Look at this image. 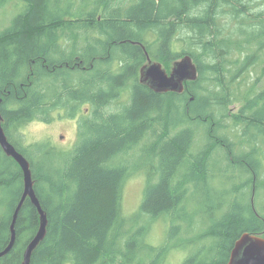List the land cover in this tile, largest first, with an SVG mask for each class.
Returning <instances> with one entry per match:
<instances>
[{
	"label": "trees",
	"instance_id": "1",
	"mask_svg": "<svg viewBox=\"0 0 264 264\" xmlns=\"http://www.w3.org/2000/svg\"><path fill=\"white\" fill-rule=\"evenodd\" d=\"M55 1L18 0L0 33L2 127L48 219L31 264H165L173 251L190 252L182 264H228L242 234L264 238V0ZM145 53L165 67L188 55L198 78L155 93L138 81ZM55 113L78 120L73 149L13 139ZM142 168L144 199L127 217L123 187ZM22 191L0 148V252ZM163 219L168 236L153 246ZM38 229L27 199L0 264H22Z\"/></svg>",
	"mask_w": 264,
	"mask_h": 264
},
{
	"label": "water",
	"instance_id": "2",
	"mask_svg": "<svg viewBox=\"0 0 264 264\" xmlns=\"http://www.w3.org/2000/svg\"><path fill=\"white\" fill-rule=\"evenodd\" d=\"M145 54L147 64L140 69L139 83L148 87L155 93L181 94L184 92L186 83L195 82L198 78L197 65L188 55L173 62L171 71L167 73L159 62L150 60L147 53ZM3 121L0 107V148L4 155L11 158L20 168L22 172L23 191L12 215L9 228V243L3 251L0 252V259L10 253L16 243L15 225L17 217L24 202L28 199L36 208L39 215V229L34 238L26 246L23 254L22 264H31L33 252L46 237L48 219L35 194L34 180L30 164L27 159L8 141L2 127ZM228 264H264V238L248 233L242 234L234 243Z\"/></svg>",
	"mask_w": 264,
	"mask_h": 264
},
{
	"label": "rangeland",
	"instance_id": "3",
	"mask_svg": "<svg viewBox=\"0 0 264 264\" xmlns=\"http://www.w3.org/2000/svg\"><path fill=\"white\" fill-rule=\"evenodd\" d=\"M17 1L18 0H0V33L8 29L11 26L12 21L19 15L18 13L20 12V9L17 8L19 5ZM55 2H58V0ZM15 5H17V7ZM152 60L159 62L167 73L171 71L172 63L169 64V67H165L161 61H156L154 59ZM259 69L260 67L255 68V70H258L256 71L257 74L260 73ZM256 73L254 70L251 71L250 69V74L247 77L248 82H253L255 80ZM127 99L128 96L123 95V97L119 99V101H117L112 107H116V104L123 103ZM238 108L239 105L232 106L231 113H236ZM61 116L63 118H60ZM61 116L59 113H55V120L51 124H44L41 122L30 123L20 128L18 132L13 133V139L17 141L23 148H26L33 143L44 142L61 151H69L74 148L77 142L78 120L66 119L65 113H61ZM61 136H63L62 139H60ZM138 172L139 174H134L128 178L123 187L122 210L123 214L127 217L139 210L144 199L143 192L148 177V168H142V171ZM223 187L228 188L229 184H224ZM158 222L162 223H155L152 226V230L148 237L149 243H152L151 245L153 246L160 245L166 240L168 236V230L170 226H168V220L163 219ZM199 225H201L200 221L197 222L194 220L191 224V228L188 230V235L186 238H193L196 234H198L197 230H199ZM187 226L188 225L186 224V227ZM188 254H190L189 251H173L168 255L165 264H182Z\"/></svg>",
	"mask_w": 264,
	"mask_h": 264
},
{
	"label": "flooded vegetation",
	"instance_id": "4",
	"mask_svg": "<svg viewBox=\"0 0 264 264\" xmlns=\"http://www.w3.org/2000/svg\"><path fill=\"white\" fill-rule=\"evenodd\" d=\"M150 58V57H149ZM150 60H152L151 58H150ZM153 61V60H152ZM147 64V58H146V62L140 67V69L144 66V65H146ZM140 69H139V71H138V81H139V78H140ZM63 138V136H61V138L60 139H62Z\"/></svg>",
	"mask_w": 264,
	"mask_h": 264
}]
</instances>
